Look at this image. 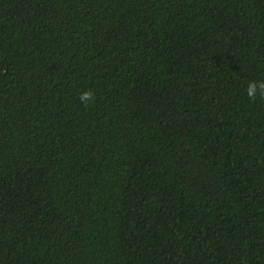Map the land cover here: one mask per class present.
Here are the masks:
<instances>
[{"label":"trees","instance_id":"16d2710c","mask_svg":"<svg viewBox=\"0 0 264 264\" xmlns=\"http://www.w3.org/2000/svg\"><path fill=\"white\" fill-rule=\"evenodd\" d=\"M252 81L264 0H0V264H264Z\"/></svg>","mask_w":264,"mask_h":264},{"label":"clouds","instance_id":"9594fccd","mask_svg":"<svg viewBox=\"0 0 264 264\" xmlns=\"http://www.w3.org/2000/svg\"><path fill=\"white\" fill-rule=\"evenodd\" d=\"M247 96L251 100H255L257 98V93L259 92V96L264 98V81H252L249 82L248 87L246 89ZM79 100L82 104L86 107L88 106L89 102L95 101V96L91 91L82 92L79 96Z\"/></svg>","mask_w":264,"mask_h":264}]
</instances>
